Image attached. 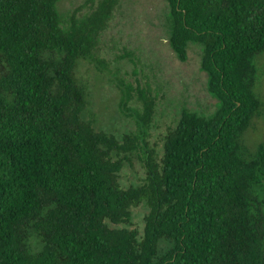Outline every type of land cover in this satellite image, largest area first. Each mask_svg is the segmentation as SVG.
<instances>
[{
    "label": "trees",
    "instance_id": "16d2710c",
    "mask_svg": "<svg viewBox=\"0 0 264 264\" xmlns=\"http://www.w3.org/2000/svg\"><path fill=\"white\" fill-rule=\"evenodd\" d=\"M61 1L0 0V264H264V144L244 142L263 109L264 0H166L170 48L186 62L202 47L219 106L184 108L161 142L144 93L137 131L119 137L86 116L79 62L101 63L119 0L69 21ZM134 157L146 176L126 187Z\"/></svg>",
    "mask_w": 264,
    "mask_h": 264
},
{
    "label": "rangeland",
    "instance_id": "374dc122",
    "mask_svg": "<svg viewBox=\"0 0 264 264\" xmlns=\"http://www.w3.org/2000/svg\"><path fill=\"white\" fill-rule=\"evenodd\" d=\"M94 0H62L59 12L66 21L92 11ZM169 7L166 0H119L98 46L99 65L80 61L78 76L89 86L90 106L86 116L98 130L121 137L137 131L136 112L142 111L141 94L156 104L152 124L153 142H161L169 127L177 124L184 108L203 116L213 115L219 102L208 91V75L201 68L202 50L191 44L188 61L178 59L169 43ZM256 94L263 101L244 136L253 151L264 144V52L256 59ZM127 91L132 98L125 104ZM146 172L139 157L121 172L122 184L138 185ZM134 224L143 231L146 209L134 211Z\"/></svg>",
    "mask_w": 264,
    "mask_h": 264
}]
</instances>
